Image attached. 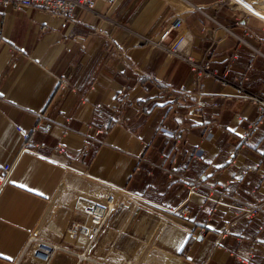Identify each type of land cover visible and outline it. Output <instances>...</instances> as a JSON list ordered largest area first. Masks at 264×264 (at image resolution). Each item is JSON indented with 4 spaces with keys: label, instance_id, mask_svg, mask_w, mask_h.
I'll use <instances>...</instances> for the list:
<instances>
[{
    "label": "crops",
    "instance_id": "obj_1",
    "mask_svg": "<svg viewBox=\"0 0 264 264\" xmlns=\"http://www.w3.org/2000/svg\"><path fill=\"white\" fill-rule=\"evenodd\" d=\"M245 9L226 0H97L63 17L0 7V164L14 163L0 192V264H242L252 238L260 242L252 261L264 264V114L225 98L233 85H197L187 62L138 44L180 19L187 51L218 74L247 75L249 91L264 96V19ZM115 117L88 139L90 125ZM46 122L48 133H33L40 156L19 155L15 126L30 132ZM222 193L230 206H215ZM78 198L81 209L85 200L112 205L82 261L85 242L65 235L85 221ZM185 199L190 215L181 218L171 209ZM257 203L251 219L234 208ZM32 235L61 249L41 263L27 246Z\"/></svg>",
    "mask_w": 264,
    "mask_h": 264
},
{
    "label": "built area",
    "instance_id": "obj_2",
    "mask_svg": "<svg viewBox=\"0 0 264 264\" xmlns=\"http://www.w3.org/2000/svg\"><path fill=\"white\" fill-rule=\"evenodd\" d=\"M97 0H0V7L17 6V7H34L53 16L71 17L77 10L92 11L94 9L95 2ZM105 3H112L114 0H102ZM230 4H237L234 0H226ZM185 25L182 20L176 19L169 26L163 29L160 33L155 34L151 37L140 38L138 44H150L151 47L160 46L164 48L168 54L176 56L189 65L191 72L196 76L197 85H201V81L204 78H213L219 80L222 84H231L234 87L232 93H224L225 98H238L249 102L258 112L260 116L264 114V96L259 93H252L249 91L247 85L243 81L247 80V75L228 77V72L218 74L211 70L209 62L206 57L197 58L191 54V52L185 49L186 42ZM60 88H65L66 80L61 79L59 82ZM203 92L199 95L202 96ZM112 111H117L118 106L115 104L112 106ZM95 110L98 115L104 114L101 104H95ZM259 122V121H258ZM258 122L249 124V132L258 130ZM50 123H37L30 132H25L19 127L15 126V130L21 137V146L19 149V155L23 153H29L33 155H39L34 147L36 146L33 133L40 131L48 133L50 130ZM90 134L88 135L89 140H96L95 138L101 137L105 133V128L90 125ZM167 139L173 141L179 140V135L176 132H170L165 134ZM54 150L58 153H64L65 147L61 143H57L54 146ZM83 155H86L84 152ZM40 156V155H39ZM14 163L0 164V192L8 184L10 173L13 169ZM209 194L206 197H210ZM86 206L80 210L85 215V221H73L65 230V235L68 239L76 241L81 239L85 242L80 247V251L77 253L79 261L86 260L90 257L89 248L92 243L97 239L101 226L110 210L112 205L110 203L97 202L93 200H85ZM212 201L217 205L230 206L225 201V194L222 193ZM163 207H165L163 205ZM238 213L246 218L255 217L260 211V204L257 203L253 206L239 205L234 207ZM172 212L177 213L181 218H188L190 215V207L188 199H185L177 207L171 209ZM233 222H226L222 230L219 232V236L224 238L230 232V228ZM202 234V232H199ZM241 241V238L239 239ZM260 245V242L256 238L251 239L247 257H238V261L242 264H254L252 259L255 255V249ZM28 247L32 248L33 257L41 262L46 263L51 258L52 254L61 249L59 244H49L40 241L36 236L32 235L28 242ZM67 248V247H66ZM68 249V248H67ZM14 264H19L15 262Z\"/></svg>",
    "mask_w": 264,
    "mask_h": 264
},
{
    "label": "rangeland",
    "instance_id": "obj_3",
    "mask_svg": "<svg viewBox=\"0 0 264 264\" xmlns=\"http://www.w3.org/2000/svg\"><path fill=\"white\" fill-rule=\"evenodd\" d=\"M246 1V0H245ZM253 0H248V4H250V5H252L253 7H255V8H257V9H260L261 11H264V0H256L255 2H252ZM234 5H236V6H239V7H241V8H243L242 6H240V5H238V4H234ZM246 10V9H245ZM82 199V198H81ZM93 201H95V200H93ZM78 202H79V198L78 199H76L75 200V202H74V204H73V207H77L78 208V210H80V207L78 206L79 204H78ZM103 202H105V200H103Z\"/></svg>",
    "mask_w": 264,
    "mask_h": 264
},
{
    "label": "bare ground",
    "instance_id": "obj_4",
    "mask_svg": "<svg viewBox=\"0 0 264 264\" xmlns=\"http://www.w3.org/2000/svg\"><path fill=\"white\" fill-rule=\"evenodd\" d=\"M237 1L239 4H241L243 7H245L248 11H250L251 13L261 17L264 19V12H261L255 8H253L252 6L248 5L245 1L243 0H235Z\"/></svg>",
    "mask_w": 264,
    "mask_h": 264
},
{
    "label": "trees",
    "instance_id": "obj_5",
    "mask_svg": "<svg viewBox=\"0 0 264 264\" xmlns=\"http://www.w3.org/2000/svg\"><path fill=\"white\" fill-rule=\"evenodd\" d=\"M116 121H117V118L115 117V118H111V119H109L105 124H104V128H105V131H108L111 127H113L114 125H115V123H116ZM90 157H91V155H90ZM89 157V158H90ZM189 242V240L187 239L186 241H185V246L187 245V243Z\"/></svg>",
    "mask_w": 264,
    "mask_h": 264
}]
</instances>
